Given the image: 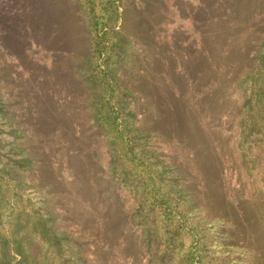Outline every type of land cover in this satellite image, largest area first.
Wrapping results in <instances>:
<instances>
[{
    "label": "rangeland",
    "instance_id": "1",
    "mask_svg": "<svg viewBox=\"0 0 264 264\" xmlns=\"http://www.w3.org/2000/svg\"><path fill=\"white\" fill-rule=\"evenodd\" d=\"M0 97V264H264V0H0Z\"/></svg>",
    "mask_w": 264,
    "mask_h": 264
},
{
    "label": "trees",
    "instance_id": "2",
    "mask_svg": "<svg viewBox=\"0 0 264 264\" xmlns=\"http://www.w3.org/2000/svg\"><path fill=\"white\" fill-rule=\"evenodd\" d=\"M3 106H4V102H3V99H2V97H0V109L2 110V108H3ZM0 110V116H4V118H6L5 116H7V112H6V114L5 113H3L4 111L2 110L1 111ZM10 115V117L7 119L8 121H9V123H11L13 126H15L16 127V130H18L19 128H17L18 126H17V123H16V118H15V116H14V114H9ZM15 152L16 153H19L20 151H16L15 150ZM30 158V157H29ZM2 173H0V175H1ZM2 180V179H1ZM74 195H76V194H74ZM77 197V196H76ZM44 217H41V218H39V219H41V221H39L40 223H42V221L44 222L45 221V218L43 219ZM43 226V225H42Z\"/></svg>",
    "mask_w": 264,
    "mask_h": 264
}]
</instances>
